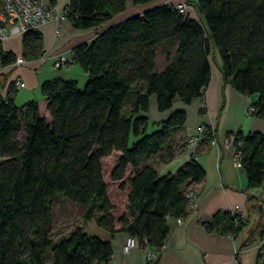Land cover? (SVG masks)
I'll return each mask as SVG.
<instances>
[{
    "label": "trees",
    "instance_id": "trees-1",
    "mask_svg": "<svg viewBox=\"0 0 264 264\" xmlns=\"http://www.w3.org/2000/svg\"><path fill=\"white\" fill-rule=\"evenodd\" d=\"M128 1L70 0L65 15L76 29L96 28L123 12ZM195 9L197 17L175 6H156L78 45L72 61L87 74L85 86L76 79L45 80L40 86L45 104L33 99L17 105L14 82L2 95L0 80V264L109 263L111 240L82 225L54 239L58 194L82 207L83 223L94 219L112 236L126 233L159 255L169 235L168 218L188 217L187 192L205 179L206 170L193 155L175 173L161 175L151 159L160 155L161 163H168L184 147L176 146L175 138L187 113L176 105L204 99L217 56L234 89L257 96L253 116L264 119V0H197ZM42 50L38 30L23 35L26 60L39 58ZM0 52L3 66L14 64L16 54L3 50L1 42ZM153 98L158 112L166 113L158 122L146 116ZM203 124L200 148L214 138L211 126ZM231 135L247 188L264 190V133L226 134ZM114 153L109 177L127 193L118 216L103 165ZM240 216L220 211L204 227L237 236L251 226L243 246L264 236V212H255L251 223ZM49 248L52 254L46 256ZM147 264L160 263L149 258Z\"/></svg>",
    "mask_w": 264,
    "mask_h": 264
},
{
    "label": "crops",
    "instance_id": "crops-1",
    "mask_svg": "<svg viewBox=\"0 0 264 264\" xmlns=\"http://www.w3.org/2000/svg\"><path fill=\"white\" fill-rule=\"evenodd\" d=\"M46 1L54 4L59 12H64L70 3V0ZM196 2L197 0H159L149 4L136 5L129 0L126 3L125 10L115 15L109 22L85 30L74 28L67 20L59 22L52 19L38 28L42 35L43 50L41 56L44 57V60L41 58L29 60L27 64L19 67L13 64L4 66L0 75V80L5 84L2 95H6L11 82H14L15 101L17 99L26 100L24 103L33 100L34 97L36 98L42 82L48 79H76L80 85L84 84L88 80L87 74L81 66L72 61L75 47L84 43H91L98 34L107 28L130 17L143 15L156 6L169 5L176 7L180 4H186L187 14L197 17ZM2 47L5 51L21 55L23 52V36H16L3 42ZM59 54H64L67 57V62L60 69L52 70L50 67L53 65L54 58ZM216 59V61L214 59L211 61V81L203 99L207 109L206 114L204 116L200 115L199 100L191 105L182 103L176 105L177 108L183 109L187 113L185 127L176 135V137L181 136L182 139H185L184 147L180 150L185 157L180 165L182 166L194 155L206 170L205 179L201 183L192 186V190L197 194V207L191 209L188 217L182 222H179V218L176 217L168 218L169 235L159 255L142 246L125 253L123 247L129 236L126 233L119 232L112 236L107 231L99 230L100 228H94V233H89L85 229L89 234L111 240L113 255L108 264H147L149 255L160 264H264V259L258 257L257 249L253 243L243 246L249 237L251 226L241 230L237 236L209 232L204 227V223L210 222L217 212L231 211L237 207L245 216H248L247 219L251 223L255 218L258 197L264 192L263 188L250 190L247 188V180L245 182L242 175L244 171L235 159L234 149L227 148L224 144L228 132L240 130L245 134L253 131L264 133V119L248 116L246 113L249 104L256 101L257 96L249 97L236 91L219 68L218 56ZM158 67L159 70H162L164 65ZM17 77L25 82L26 86L24 88L18 87ZM22 89H25L26 92L18 95ZM38 102L45 104V98L43 97ZM146 116L150 120L158 122L166 116V113L158 112L153 98ZM203 120H206L210 125H215L216 135L208 146L204 148L198 146L193 149L188 145V139L197 134V127ZM181 145L179 144V146ZM206 149L212 155L209 163L216 172L211 173V175L207 174L208 168L198 157L199 154L207 151ZM161 165H164V163H161ZM153 166L157 169L160 165L153 164ZM220 166L223 168L221 169ZM233 168L242 171V173H234ZM168 173H171V171L169 170ZM116 192L126 199L127 193L124 194L119 190H116ZM86 224L80 225L84 227Z\"/></svg>",
    "mask_w": 264,
    "mask_h": 264
},
{
    "label": "built area",
    "instance_id": "built-area-1",
    "mask_svg": "<svg viewBox=\"0 0 264 264\" xmlns=\"http://www.w3.org/2000/svg\"><path fill=\"white\" fill-rule=\"evenodd\" d=\"M179 9L182 12L187 13L186 4L179 5ZM52 19L59 22L67 20L65 11L59 12L54 4H50L46 0H2V6L0 9V42H6L7 40L16 36H23L31 30H38L40 26L44 25ZM58 34L59 33L57 32V35ZM39 58L44 60L43 56H40ZM27 62L28 60H26L22 56V54L16 55V60L13 65L19 67L27 64ZM66 62L67 57L64 54H59L54 58L52 68L54 70H58L63 67ZM3 68V60L0 52V74ZM17 85L19 88H24L26 86L25 82L22 81L19 77H17ZM202 103L204 106H206L204 100H202ZM254 112L255 107L251 103L249 104L246 113L248 116H253ZM211 128L212 131H214L213 126ZM204 134L205 126L202 123L197 127V134L191 136L188 139V145L193 149L198 147ZM234 140V135H231L229 137L226 136L224 140L225 147L234 149ZM240 158L241 154L235 151V159L239 164ZM187 198L189 200L190 208L195 209L197 207V194L193 190H189L187 192ZM231 211L233 213H240V218L242 220L247 218L245 214L239 210L238 207ZM179 222H182V219L179 218ZM253 244L257 249L258 257L264 259V236L257 238ZM138 247V240L133 236H128L123 247V251L125 253H129ZM149 258L153 257L149 255Z\"/></svg>",
    "mask_w": 264,
    "mask_h": 264
},
{
    "label": "rangeland",
    "instance_id": "rangeland-1",
    "mask_svg": "<svg viewBox=\"0 0 264 264\" xmlns=\"http://www.w3.org/2000/svg\"><path fill=\"white\" fill-rule=\"evenodd\" d=\"M182 5V4H180ZM2 6V5H1ZM0 6V9H1ZM177 8H179V6H176ZM163 66L164 65V60L163 58L159 57V65L158 66ZM52 70H54L52 67H50ZM80 85V84H79ZM81 88L85 86L84 84L80 85ZM19 92V91H18ZM18 92L16 93V95L18 94ZM26 91L25 89H22L18 95H22L24 94ZM43 98L41 91H39V93H37L36 98L34 97V100L40 101ZM254 98V97H253ZM203 99H200L198 102V108L199 111L202 108H205L204 110H206L205 112H207L206 106L203 105L202 103ZM26 100H20L17 99L15 101V103L18 105L23 104ZM204 106V107H203ZM42 112H46L45 110H42ZM206 121V120H205ZM203 121H201L200 124H202ZM214 128V134L213 137L216 135V130H215V125H212ZM211 126V127H212ZM135 141L134 136L131 137V141H130V145ZM185 139H182V137L178 136L175 138V144L176 146L179 144H184ZM207 150V149H206ZM179 151V150H178ZM118 156V153H114L113 155H111L108 158H105L103 161V165H104V174H105V178L108 181V185H109V192H110V196L111 198L114 200L115 203L118 204V211L116 212V215H120L122 210L125 208V197L123 195H118L116 190L117 187L115 184H112L110 177H109V173L111 171V168L113 166V164L115 163V160ZM185 155L180 152L176 153V156L168 163H164V165H161V156L157 155L155 157H153L151 159V163L150 164H154V165H160L157 170L161 173V174H168L169 170L171 171V173H175L179 167H181V163L184 160ZM199 159L201 162H203L206 167L208 168V175H211V173H216L214 168H211V164L209 163V161L212 158V155H210L209 150L202 152L201 154H199ZM220 168L222 169L223 167L220 166ZM217 170V168H216ZM234 173L236 172H240L242 173V171H239L235 168H233L232 170ZM218 172V171H217ZM244 180L246 182V175L244 173H242ZM82 212L83 209L82 207L72 203L71 201H69L65 195L63 194H58V198L56 199V201L53 204V218H54V228H53V234H54V239H60L63 236H68L69 232L74 229L76 226H79L80 224H83V220H82ZM248 218V216H246ZM86 226H84V229H87L89 231V233H94L95 229L94 228H100L99 230H103L106 232V230L102 229L101 227L98 226L97 222L93 219L90 221L86 222ZM100 237V236H99ZM140 246V245H139ZM52 254V248H49L47 250L46 256H51Z\"/></svg>",
    "mask_w": 264,
    "mask_h": 264
},
{
    "label": "water",
    "instance_id": "water-1",
    "mask_svg": "<svg viewBox=\"0 0 264 264\" xmlns=\"http://www.w3.org/2000/svg\"><path fill=\"white\" fill-rule=\"evenodd\" d=\"M235 189L234 187H232ZM259 203H257L256 212L262 214L264 212V192L261 196L258 197ZM253 232V229H250L249 235Z\"/></svg>",
    "mask_w": 264,
    "mask_h": 264
}]
</instances>
